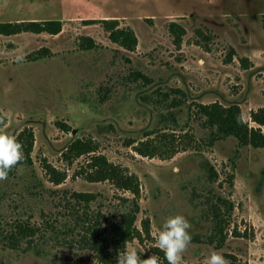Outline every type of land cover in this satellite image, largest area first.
Wrapping results in <instances>:
<instances>
[{
  "label": "rangeland",
  "instance_id": "374dc122",
  "mask_svg": "<svg viewBox=\"0 0 264 264\" xmlns=\"http://www.w3.org/2000/svg\"><path fill=\"white\" fill-rule=\"evenodd\" d=\"M45 21L61 31L0 35V128L33 134L32 164L0 181V264H117L124 248L111 239L133 213V195L88 181L91 156L138 180L126 245L141 259L155 253L166 264L156 234L180 214L191 224L187 264H203L213 249L230 264H264V149L220 138L198 111L237 106L256 127L264 0H0V24ZM103 21L131 31L134 50L112 43ZM171 24L182 30L179 45ZM77 140L96 151L69 162ZM44 161L63 183L50 182Z\"/></svg>",
  "mask_w": 264,
  "mask_h": 264
},
{
  "label": "trees",
  "instance_id": "16d2710c",
  "mask_svg": "<svg viewBox=\"0 0 264 264\" xmlns=\"http://www.w3.org/2000/svg\"><path fill=\"white\" fill-rule=\"evenodd\" d=\"M94 23V22H91ZM103 29L108 32L109 40L119 45L127 51H133L137 45L136 38L131 31L119 30L115 22H101ZM170 30L174 34V43L179 45L181 41L182 30L175 24L170 25ZM61 31V23L59 21H45V22H27V23H3L0 24V35L12 36L19 33L40 34L46 33L48 35H56ZM84 48L86 50L93 49L95 45L90 39H84ZM199 114L206 118V123L210 128L215 127L217 135L220 138L233 137L242 146H250L254 149H264V108L257 109L250 113V120L256 125L255 128L243 122L239 107L231 106L224 108L218 104L207 106H199ZM2 124H4V120ZM18 140L24 146L25 159L21 162L30 166L32 164L30 154L33 148V134L31 131L25 129L17 136ZM96 151L95 144L92 141L77 140L72 143L68 149V160L78 158L83 155L94 154ZM145 156L154 155L152 152H139ZM91 173L87 176L90 182H111L116 188L128 191L133 195V213L123 216V221L117 223L114 227L115 234L111 241L114 246L124 248L126 243L134 240L135 230L133 223L135 215L138 211L136 200L140 197V189L138 180L135 176L120 173V171L107 163L104 157L91 156L90 163ZM43 170L49 176L50 182L55 186L60 185L66 179L64 173H60L45 161L42 165ZM79 201H91L93 196L89 194L75 195ZM25 228L18 226V235H24ZM101 262L106 263L108 260L104 255H101ZM144 259V258H142ZM109 262H111L109 260ZM167 264V260L165 261Z\"/></svg>",
  "mask_w": 264,
  "mask_h": 264
},
{
  "label": "clouds",
  "instance_id": "9594fccd",
  "mask_svg": "<svg viewBox=\"0 0 264 264\" xmlns=\"http://www.w3.org/2000/svg\"><path fill=\"white\" fill-rule=\"evenodd\" d=\"M16 62L23 63L24 56L18 55ZM2 124V120H0ZM24 146L15 134L0 128V181L8 178L9 172L24 161ZM190 222L180 214L169 216L156 234V247L164 253L167 264H187L184 253L191 244ZM117 264H163L155 253L147 259H141L136 247L128 244L117 257ZM203 264H230L222 252L213 249Z\"/></svg>",
  "mask_w": 264,
  "mask_h": 264
}]
</instances>
